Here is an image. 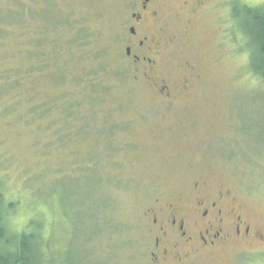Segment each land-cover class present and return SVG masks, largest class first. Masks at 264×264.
<instances>
[{"label":"rangeland","instance_id":"1","mask_svg":"<svg viewBox=\"0 0 264 264\" xmlns=\"http://www.w3.org/2000/svg\"><path fill=\"white\" fill-rule=\"evenodd\" d=\"M235 3L264 7L210 0L188 26L166 5L161 76L191 86L169 102L124 72L122 0H0L1 210L9 231L41 233L46 263L147 264L143 210L196 179L264 233V79ZM200 264H264V244Z\"/></svg>","mask_w":264,"mask_h":264},{"label":"flooded vegetation","instance_id":"2","mask_svg":"<svg viewBox=\"0 0 264 264\" xmlns=\"http://www.w3.org/2000/svg\"><path fill=\"white\" fill-rule=\"evenodd\" d=\"M172 1L188 16V26L211 7L210 0H122L125 17L119 23L124 72L169 102L183 99L191 87L188 82L170 84L161 76L166 50L176 41L161 36L162 25L171 17L164 9ZM235 203L229 191L215 190L203 179L168 200L154 198L142 212L147 264H200L226 250L238 254L241 246L264 244V233L252 229Z\"/></svg>","mask_w":264,"mask_h":264},{"label":"trees","instance_id":"3","mask_svg":"<svg viewBox=\"0 0 264 264\" xmlns=\"http://www.w3.org/2000/svg\"><path fill=\"white\" fill-rule=\"evenodd\" d=\"M231 16L234 26L245 41L250 72L264 79V7L250 8L235 3ZM78 35L79 44L83 45V31H79ZM1 208L0 204V264H50L45 261L47 248L41 233L25 228L17 232L9 231L3 221ZM95 221L97 225L101 224L98 218ZM114 254L112 252L108 256Z\"/></svg>","mask_w":264,"mask_h":264}]
</instances>
